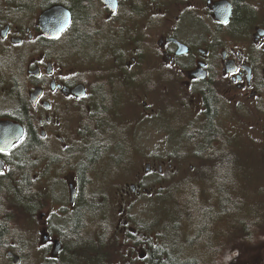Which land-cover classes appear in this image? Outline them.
<instances>
[{"label":"rangeland","instance_id":"374dc122","mask_svg":"<svg viewBox=\"0 0 264 264\" xmlns=\"http://www.w3.org/2000/svg\"><path fill=\"white\" fill-rule=\"evenodd\" d=\"M0 5H3V0L0 1ZM32 15L35 17L37 13ZM31 20L35 19L31 18ZM72 36L69 34L65 42L48 53L63 66L65 72H70V75L74 76L82 75L81 78H84L88 85L87 100L92 98L94 93L93 84L102 87L118 84L133 86L128 106L124 103L119 110L121 119L126 113L123 120H120L119 113L117 116L116 112L113 115L120 122L115 124L112 120L103 121V125L96 123L94 126L93 110L83 111L78 119L71 118L68 123L69 131L66 135L70 148L66 150L64 145L53 141L54 147L50 149L54 160L81 154L79 155L81 159L76 164L77 166L81 164L83 167L81 170L83 179L77 189L78 197L94 201L96 208V214L93 213L94 222L99 223V230L94 231L92 226L94 222L88 214L78 216L79 224L75 229L86 227L85 232L91 229L96 233L92 237L95 243L102 244L107 241L105 248L107 253L101 250L98 254L101 256L105 253V259L100 264H145L147 249L150 247L160 249L162 246L167 249H173L172 247L180 249L176 254L178 259L187 257L190 253L187 249L190 246L186 245L185 241L193 231H190L186 224L181 225L183 219H180L189 215L188 211L191 207L187 206V198L189 194L194 193L196 204L199 202L198 205L201 207H209L212 210L215 208L218 201L212 198L210 191L213 190L202 185L205 181H201V177H206L205 179L211 182L214 174L210 168L212 170L214 164L220 166L226 158L233 159L230 160L233 165L232 174L236 191L231 193L232 198L237 197L242 205L251 209V218L264 217V212L257 211V208L264 203V92L262 98L259 96L248 98V92L244 94L243 91L238 93L239 97L233 98V93L221 92L222 99L219 101V109L214 120L216 126L214 146L213 149L209 148L205 151L188 140L189 132L193 129L199 133L201 123L204 121L201 113V96L197 94L199 90H196V85L187 89L176 82L181 80L180 76L177 75L175 78L173 74L162 69L161 61L156 58L157 48L154 43L156 36L153 37L154 39L145 36L140 38L139 45L142 46L144 55L129 68L125 63L133 56L132 42L122 45L123 47L116 43L112 51V46L108 45L97 56L93 51L97 45L93 44L90 32H88L89 37L84 41H78L76 34L73 36L74 40ZM226 45L236 48L240 46L235 41ZM60 47H63L62 53L59 51ZM217 49L214 50L215 53L210 54L211 64L217 62L216 54H219ZM57 51L61 54L59 55ZM108 51L109 54L106 56L105 52ZM255 55L262 62L260 55ZM97 57L99 62L109 65V68L102 65L103 73L102 70L100 71ZM64 63L66 65H62ZM6 65L8 73H15L17 84L18 64L14 61L8 65L0 59V69ZM19 67L21 68V64ZM125 69L128 75H122ZM213 73L215 74L214 67ZM104 75L114 77L115 80L110 81L111 78L108 80ZM2 76H0V88L2 91H9L4 84L10 82L3 74ZM199 85L201 84L197 85L198 89ZM142 87L147 92V109L153 110V113L160 109L161 114L159 117L143 118L136 135H133L132 129L125 134L126 122H129L130 118H140L137 114L141 111L142 99L137 98L135 92ZM6 95L7 93L3 94L0 91L2 108L13 105L5 97ZM124 106L126 107L123 108ZM102 126L107 127V131L98 129ZM97 129L100 132H97ZM111 131H114V134H110ZM115 133L121 134L119 141H114ZM106 139L113 140L106 142ZM104 144L111 145L110 148L108 147L110 152L100 159L101 156L98 154L101 153L100 148ZM99 145V153L94 155L99 159L96 157L93 160L88 159L93 155L91 148ZM217 148L221 153H216L217 158L214 159L211 151ZM64 160L65 164L63 162L56 164L55 168H48V164H51L48 160L44 161V166L36 172L39 177H36L35 185H28L27 182L21 185L24 186L23 192L18 196L4 194L3 209L5 208L11 217L7 225L8 231L12 233L8 238V246L19 255L18 264H51L48 261L51 242L47 244L40 242L43 228L49 232L52 240L65 238V229L74 219L75 207L73 208L69 203L65 171L62 169L64 165H68L74 170V164H71V159ZM147 162L151 164L152 171L145 174L144 168ZM161 163L163 172L157 175L156 170ZM88 175H90L89 179H87ZM20 179L22 178L13 177L12 187L17 189L16 185ZM26 179L29 181L28 177ZM200 181L201 183L198 184ZM136 182L140 183L136 188L138 194L132 192L134 187L132 184ZM252 221L254 219L247 221L249 223L247 227L250 229L247 231L243 225L237 226L233 220L213 225L211 233L214 236L210 241V247L211 249L214 247V250L220 254L219 258L224 264H264V223L254 226ZM240 222L246 224L245 221ZM220 230L222 236L218 239L215 233ZM195 242L198 243V240ZM199 252L195 254L200 255V259L205 262V257ZM0 264H13V262L3 252L0 256Z\"/></svg>","mask_w":264,"mask_h":264},{"label":"flooded vegetation","instance_id":"af4514ba","mask_svg":"<svg viewBox=\"0 0 264 264\" xmlns=\"http://www.w3.org/2000/svg\"><path fill=\"white\" fill-rule=\"evenodd\" d=\"M51 8L54 11L62 8L67 10L70 21L68 27L56 37L47 38L40 31L38 19L41 13ZM84 8L87 9L86 13L82 12ZM33 13L37 15L33 17ZM31 18L35 20L32 21ZM78 18L84 23L90 22L87 29L91 33L93 44L97 45L93 48L97 56L108 45L112 46V51L116 43L123 47L122 45L132 42L134 53L125 63L128 68L132 63L141 60L144 55L142 46L139 45L140 38L156 36L153 39L157 48L156 58L161 61L160 66L175 78L177 75L180 76L181 80L176 82L187 89L196 85V90H199L197 94L202 100L201 112L205 111L204 92L208 89L209 82L215 84L214 93L218 101L222 99L221 92L233 93V98L239 97L238 93L241 91L244 94L248 92V98L263 97L264 0H3V5H0V59L8 65L16 61L19 76L16 84V75L8 73L7 65L0 69V76L3 74L10 82L4 84L9 91H2L1 88L0 91L3 94L7 93L5 97L13 103L4 108L0 106V122L9 121L11 124L6 128L5 135L1 134L0 137L14 136L13 127L19 126L22 132L7 147L2 148L3 143L0 142L2 164L0 178L9 177V174L28 177L29 181H26L28 185H35L36 177H39L36 172L44 166V161L48 160L51 164H48V168H55L56 164L62 162L65 164L64 159H71L74 170L68 165H64L62 169L65 171L67 189L70 185L76 189L73 201L69 199L70 205L76 210L77 189L81 181V164L79 166L76 164L81 159L79 156L81 154L54 160L50 151L54 147L53 141L64 145L66 150L69 149L66 135L69 131L68 123L71 118L78 119L83 111L93 110L94 126L96 123L103 125V121L112 120L115 124L120 122L113 113L117 112V116L119 113L120 120L126 115L124 113L121 119L119 110L124 103L128 106L133 86L118 84L102 87L93 84L94 93L92 98L87 100L88 85L86 80L81 78L82 75L74 76L70 75V72H65L63 66L48 53L65 42L69 34L73 36L76 34L78 40L80 36L77 32ZM58 20V16L55 15L51 24L58 23ZM73 28L76 33L73 32ZM39 40L41 44L38 45ZM233 41L240 46L236 48L226 45ZM200 44L204 46H198ZM62 49L63 47L59 48L61 53ZM216 49L219 52L216 54L217 62L211 64L210 54ZM59 51L57 53L60 55ZM108 54L109 51L105 52L106 56ZM255 54L260 55L262 62ZM96 59L99 62L98 57ZM98 65L102 73L103 66L109 68V65L102 62ZM122 73V75L129 74L126 69ZM104 76L108 77V75ZM109 78L110 81L115 80L114 77H108V80ZM168 78L172 79V77ZM198 84H201L199 89ZM135 93L137 98L142 99L141 111L137 114L140 118H130V121L126 122L125 134L132 129L133 135H136L142 120L151 116L159 117L161 114L160 109L155 110L154 113L153 110L147 109V92L143 87ZM28 127L36 136L33 140L28 135ZM98 129L107 131L105 126ZM98 129L97 132H100ZM110 134H114V131ZM121 134L115 133L114 141H119ZM106 140L109 142L113 139ZM99 147L100 145L91 148V152ZM108 147L110 148L111 145H101V156L109 154ZM20 154L26 155L24 165L26 172L20 170L23 167ZM162 163L157 167V175L163 172ZM144 171L145 174L152 171L150 163H146ZM89 178L90 175L87 179ZM132 185L135 187L132 191H136L140 183L136 182ZM1 201L0 217L3 211H6L5 208L3 209L5 206L3 197ZM47 233L50 237L49 232ZM9 248L5 250V254Z\"/></svg>","mask_w":264,"mask_h":264},{"label":"trees","instance_id":"16d2710c","mask_svg":"<svg viewBox=\"0 0 264 264\" xmlns=\"http://www.w3.org/2000/svg\"><path fill=\"white\" fill-rule=\"evenodd\" d=\"M87 9L84 8L82 11L83 13H86ZM77 22V32L80 33V36L78 38V41H81L85 38H88V26H90V22L84 23L79 18L76 20ZM75 26V25H74ZM73 32H75V28H73ZM77 39V38H76ZM215 84L213 82L210 83L208 86V89L204 92V102H205V111L201 112L204 118V121L201 123L200 126V132L197 133L196 130L193 131V129L188 134V140L192 144H196L199 147H201L203 150L206 151V149H213L214 146V138L216 133V126H215V114L217 113L220 105V100L218 101L215 96ZM196 134V136H195ZM28 135L33 140L36 136L30 130L28 127ZM38 148V147H37ZM101 152V151H100ZM98 149L92 151V157H88V159L93 160L95 157L99 159V157L94 156L97 155ZM216 153L219 152V149H214L211 151V154H213V158L216 157ZM22 156V165L23 167L20 170H24L26 172V167H24L26 163V155L20 154ZM101 156V154H98ZM104 157L101 156L100 159ZM87 158V156H86ZM85 158V159H86ZM230 158H226L224 163H222L220 166H214L212 167V170L210 168V171L213 172L214 176L211 180V182L207 181L206 177H201V181H205L202 185L210 188L212 198L217 204L215 205V208L212 210L211 208H205L201 207L198 202L196 204L194 200V193L189 194L187 198V206L191 207L189 208V215L188 219L181 217V225L186 224V226L190 229V231H193L191 233L190 237L187 238L185 241L186 245L190 246L188 252H190L189 255L185 258L178 259L176 258V254L180 252V249H177L172 247L173 249L161 247L159 248H148L147 249V256H146V262L145 264H224V262L219 258V253H217L215 248L213 247L211 249L210 241L212 237L214 236L212 231V227L215 224H221L223 222H236V225H243L244 228L249 229L247 225V221L249 219H254L252 221V224L255 225H263L264 223V217H250L251 209L249 207H246L245 205H242L240 201L237 200V197L232 198L231 193L236 191L235 188V182L232 174V161ZM233 160V159H232ZM84 161V160H83ZM98 161V160H97ZM87 166V164H86ZM81 170H83V167H80ZM25 174H23L24 176ZM7 176V175H6ZM15 177V176H13ZM12 175L9 177H2L0 178V202L2 197H4V194L8 193L11 195H20L23 192V185L22 183H26V178L21 177L22 179L18 181L17 183V189L15 187H12ZM83 179V175L81 176L80 172V180ZM198 182V184L201 183ZM209 182V184H208ZM8 188V189H7ZM4 192V193H3ZM91 199H86L83 197H77L76 203L77 208L74 213V219L69 224V227L65 229V238H61V242H63L64 245H62L60 252L57 256V258L54 259H48L51 264H100L103 263L105 259V253L106 251V242L102 244H98L93 242L92 237L95 236L96 233L91 231L89 229V232L86 231V227H81L80 229H75L77 225L79 224L78 216H82L83 214L90 217L91 220H95L94 214H96V208L94 206V201H90ZM264 204V203H263ZM257 208V211L263 213L264 208L261 209L262 205ZM252 210H255L252 208ZM94 213V214H93ZM232 215V219L230 216ZM0 217V256L3 255V252L8 246L9 237H11L12 233L11 231H8V221L10 220V214H8L6 211H3ZM77 216V218H75ZM182 216V215H180ZM78 221V222H77ZM240 221H245V223L241 224ZM192 222V224H191ZM194 223V224H193ZM180 225V226H181ZM93 229L95 232H98L99 230V223H93ZM183 226V227H184ZM74 227V228H73ZM182 227V228H183ZM223 228V227H222ZM73 230V231H72ZM250 230V229H249ZM93 234V235H92ZM251 234L249 233V236ZM193 236L196 238H193ZM215 236L219 239V237L222 236V230H220L218 233H215ZM250 238V237H249ZM194 239V241L192 240ZM259 239V238H257ZM79 240V242H78ZM195 240H198V243L195 242ZM161 245H159L160 247ZM102 251H104V255L102 254L99 256L98 254ZM169 250V251H168ZM212 250V251H211ZM177 251V252H174ZM202 253H200V252ZM195 252H199L203 257H205V262L200 259V255L195 254ZM172 255V256H170ZM202 261V262H201Z\"/></svg>","mask_w":264,"mask_h":264},{"label":"water","instance_id":"95a60500","mask_svg":"<svg viewBox=\"0 0 264 264\" xmlns=\"http://www.w3.org/2000/svg\"><path fill=\"white\" fill-rule=\"evenodd\" d=\"M55 8V7H54ZM57 15L58 16V23L56 24H51V20L53 19V17ZM69 19H70V15L69 12L65 9L62 8V10H56L54 11L53 8L44 11L40 17H39V26H40V30L42 32V34H44L46 37H55L57 36L62 30H64L69 23ZM201 77V76H200ZM10 122L9 121H1L0 122V136L1 134L5 135V130L8 126H10ZM15 128V132H14V136H10V137H0V142L3 143V147H7L10 145V143L17 139V135H20L21 133V128L18 127H13ZM2 169V164L0 163V170ZM72 195V194H71ZM47 238L46 235H43V240H45ZM59 243L57 241L54 242L53 244V249L51 252L52 256H55L57 251L59 250ZM8 255H12V253L10 251H8ZM14 258V263H17L19 261L18 256L13 255Z\"/></svg>","mask_w":264,"mask_h":264},{"label":"bare ground","instance_id":"6f19581e","mask_svg":"<svg viewBox=\"0 0 264 264\" xmlns=\"http://www.w3.org/2000/svg\"><path fill=\"white\" fill-rule=\"evenodd\" d=\"M73 231V230H72Z\"/></svg>","mask_w":264,"mask_h":264}]
</instances>
